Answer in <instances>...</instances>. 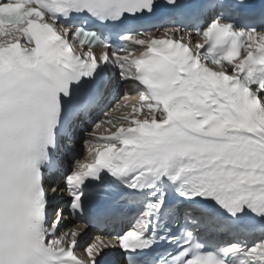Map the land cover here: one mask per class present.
<instances>
[{"label":"snow or ice","instance_id":"snow-or-ice-1","mask_svg":"<svg viewBox=\"0 0 264 264\" xmlns=\"http://www.w3.org/2000/svg\"><path fill=\"white\" fill-rule=\"evenodd\" d=\"M161 9L219 11L264 24V4L254 8L248 0H204L195 6L178 0H0V20L15 29L0 42V264H104L109 249L132 253L163 240L176 245V252L161 264H264V240L251 247L242 239L218 246L199 235L264 232V30H235L218 16L194 31L202 40L195 49L192 32L166 29L163 38L152 31L124 35L127 43L117 50L57 22L70 12H86L98 24L111 25ZM93 46L102 49L98 59ZM105 64L118 68L119 80L138 92V98L123 97L136 100L131 112L137 115L114 117L128 107L117 103L104 112V123L119 127L99 139L91 114L109 83L88 91L81 87ZM144 108L147 114L138 118ZM90 123L92 132L85 126ZM77 130L95 152L90 163L77 162L64 175L75 217L65 228L62 209L48 212V194L57 188L46 181L49 174H64L62 160L75 151ZM105 173L121 183L130 175L126 187L156 189L150 194L155 199L129 215L121 201H141H109ZM163 179L193 206L180 215L167 206L156 187ZM89 180L94 183L86 185ZM197 198L211 200L226 215L200 206ZM90 201L96 205L92 212ZM246 212L262 218L259 225L240 223ZM169 218L180 226L177 235L167 230ZM132 220L122 235L97 234L78 250L89 228L104 233ZM127 264L147 262L129 255Z\"/></svg>","mask_w":264,"mask_h":264},{"label":"bare ground","instance_id":"bare-ground-1","mask_svg":"<svg viewBox=\"0 0 264 264\" xmlns=\"http://www.w3.org/2000/svg\"><path fill=\"white\" fill-rule=\"evenodd\" d=\"M151 35L157 36L154 33H151ZM114 84H116L117 87H119V89H123L124 93L127 94L129 97H137L138 98V92L134 88L128 87V83L127 82H121L119 79H115ZM123 97L117 103H121V104L126 103V104H128V107L119 109V110L113 112L112 115L114 117H116V118H121L124 115H128V117L136 116L137 114L131 112L132 104L136 103V100L135 99H130L128 101H125L123 99ZM147 111H148L147 108L142 109V111L139 114L138 118H143V116L145 114H147ZM124 126L127 127L128 123H125ZM117 127H119L118 124L115 125V126H112V125L103 123V124L99 125V127L95 128V133H108L109 135H111V133L114 132ZM93 129H94V127L90 130V132H92ZM86 139H87V137H85L84 144H82L80 142L75 144L76 148L79 150L78 158L76 160V163L79 162V163H82V164H87V163L91 162L92 155H94L95 148H94V146L86 143ZM90 148H92V153L91 154L89 153V149ZM76 163L72 166V168L75 167ZM60 186H62V187L64 186L66 189L68 188L67 185H64L63 181H60ZM67 218H68V215L66 214V216H64V219H67ZM70 226L62 225V227H65V228L66 227H70Z\"/></svg>","mask_w":264,"mask_h":264}]
</instances>
